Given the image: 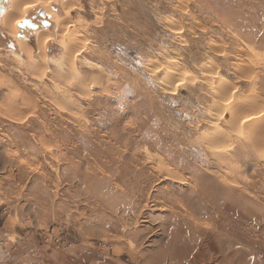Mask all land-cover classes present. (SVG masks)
<instances>
[{"label":"rangeland","instance_id":"1","mask_svg":"<svg viewBox=\"0 0 264 264\" xmlns=\"http://www.w3.org/2000/svg\"><path fill=\"white\" fill-rule=\"evenodd\" d=\"M7 12L0 264H264V0Z\"/></svg>","mask_w":264,"mask_h":264},{"label":"flooded vegetation","instance_id":"2","mask_svg":"<svg viewBox=\"0 0 264 264\" xmlns=\"http://www.w3.org/2000/svg\"><path fill=\"white\" fill-rule=\"evenodd\" d=\"M42 17H44V13L38 12L37 14L35 12L30 15V18L28 17L27 19H25V22L19 27V33L21 34V36L25 35L27 37L28 30L37 28V22H38L37 20L38 18H42Z\"/></svg>","mask_w":264,"mask_h":264},{"label":"water","instance_id":"3","mask_svg":"<svg viewBox=\"0 0 264 264\" xmlns=\"http://www.w3.org/2000/svg\"><path fill=\"white\" fill-rule=\"evenodd\" d=\"M12 0H0V26L2 25L3 18L7 11L10 10ZM53 7V6H52ZM53 9L57 10V8L53 7ZM25 20L23 21V23ZM23 23H19L18 26L20 27ZM18 37H23L21 36L20 33H17Z\"/></svg>","mask_w":264,"mask_h":264},{"label":"bare ground","instance_id":"4","mask_svg":"<svg viewBox=\"0 0 264 264\" xmlns=\"http://www.w3.org/2000/svg\"><path fill=\"white\" fill-rule=\"evenodd\" d=\"M13 1H15V0H13ZM26 5H27V4H26ZM45 9H46V8H45ZM46 12H47V13H50V11L47 10V9H46ZM8 15H9V14H8V12H7L6 15H5V17L3 18V20L6 21V20L8 19V17H9ZM22 20H23V16H21L19 19L14 20V23H16V24H17V23H20V21H22ZM12 35L15 36V33L12 34ZM13 36H12V37H13ZM14 38H15V37H14ZM37 40H38V42H40V39H37Z\"/></svg>","mask_w":264,"mask_h":264}]
</instances>
